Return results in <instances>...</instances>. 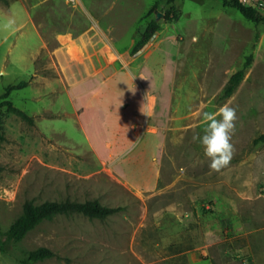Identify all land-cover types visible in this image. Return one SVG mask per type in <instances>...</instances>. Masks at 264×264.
Here are the masks:
<instances>
[{
    "label": "rangeland",
    "instance_id": "obj_1",
    "mask_svg": "<svg viewBox=\"0 0 264 264\" xmlns=\"http://www.w3.org/2000/svg\"><path fill=\"white\" fill-rule=\"evenodd\" d=\"M21 81L8 98L33 121L0 108V229L28 199L119 209L46 219L0 264L39 246L55 255L32 264H264V22L222 0L0 1V94ZM226 103L235 153L209 174L193 136Z\"/></svg>",
    "mask_w": 264,
    "mask_h": 264
},
{
    "label": "trees",
    "instance_id": "obj_2",
    "mask_svg": "<svg viewBox=\"0 0 264 264\" xmlns=\"http://www.w3.org/2000/svg\"><path fill=\"white\" fill-rule=\"evenodd\" d=\"M4 3H9V0H0ZM173 1V0H169ZM225 5L237 8L246 18L254 22H264V12L257 6L246 4L242 0H222ZM166 18H170V13H166ZM160 28V23L157 19H152L142 33V37L133 47L132 51L136 52L144 45L153 34ZM253 55L250 54L244 65L235 71L229 78L223 95V98L230 97L241 81L244 79L246 69L252 63ZM28 82L21 81L18 84L10 85L5 92L0 94V108L6 106L9 110L19 114L23 118L33 121L25 110L14 105L9 99V95L13 89L21 88ZM264 143V132L254 138V143ZM119 208L102 204L98 199H86L84 201L65 199V200H45L41 203H36L32 199L24 202L22 213L11 223L6 231L0 229V251L7 252L12 243L23 239L26 234L35 228L39 223L46 219H50L57 214L78 212L89 217L105 218L116 212ZM55 255V252L47 246H39L32 249L25 262L32 264L47 257Z\"/></svg>",
    "mask_w": 264,
    "mask_h": 264
},
{
    "label": "clouds",
    "instance_id": "obj_3",
    "mask_svg": "<svg viewBox=\"0 0 264 264\" xmlns=\"http://www.w3.org/2000/svg\"><path fill=\"white\" fill-rule=\"evenodd\" d=\"M198 37H193L197 42ZM203 135L193 136V140L199 142L204 155L209 158V174L220 173L226 169L235 153V147L231 142L235 131L237 113L235 108L226 103L217 112H203Z\"/></svg>",
    "mask_w": 264,
    "mask_h": 264
},
{
    "label": "water",
    "instance_id": "obj_4",
    "mask_svg": "<svg viewBox=\"0 0 264 264\" xmlns=\"http://www.w3.org/2000/svg\"><path fill=\"white\" fill-rule=\"evenodd\" d=\"M162 16H163V12L158 11V12H157V19L160 18V17H162Z\"/></svg>",
    "mask_w": 264,
    "mask_h": 264
}]
</instances>
